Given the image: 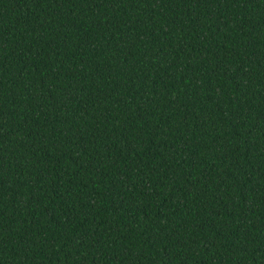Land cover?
Returning <instances> with one entry per match:
<instances>
[{
  "label": "trees",
  "instance_id": "1",
  "mask_svg": "<svg viewBox=\"0 0 264 264\" xmlns=\"http://www.w3.org/2000/svg\"><path fill=\"white\" fill-rule=\"evenodd\" d=\"M0 264H264V0H0Z\"/></svg>",
  "mask_w": 264,
  "mask_h": 264
}]
</instances>
